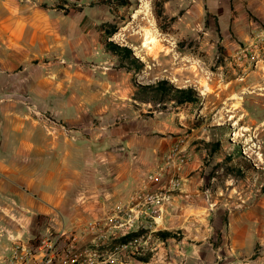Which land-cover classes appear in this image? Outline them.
I'll return each instance as SVG.
<instances>
[{
  "label": "crops",
  "instance_id": "crops-1",
  "mask_svg": "<svg viewBox=\"0 0 264 264\" xmlns=\"http://www.w3.org/2000/svg\"><path fill=\"white\" fill-rule=\"evenodd\" d=\"M45 1L0 0V260L15 242L48 232L74 231L78 246L90 244L89 222L167 184L171 167L158 183L147 177L182 138L189 161L181 185L156 217L143 219L153 234L140 242L156 252L143 261L122 253L113 264H264L263 210L253 222L247 212L221 211L200 183L204 152L192 134L164 132L159 122L138 129L102 96V83L89 87L85 69L63 64L86 42ZM223 229L225 240L214 245ZM176 230L182 237L154 235Z\"/></svg>",
  "mask_w": 264,
  "mask_h": 264
},
{
  "label": "rangeland",
  "instance_id": "rangeland-1",
  "mask_svg": "<svg viewBox=\"0 0 264 264\" xmlns=\"http://www.w3.org/2000/svg\"><path fill=\"white\" fill-rule=\"evenodd\" d=\"M45 2L66 16L72 37L86 42L63 64L85 69L89 87L102 83V96L138 129L159 122L164 132L192 134L204 152L200 183L221 211L247 212L248 222L257 207L264 213V0H130L125 8L107 0ZM146 36L153 40L145 48ZM111 45L128 48L131 57ZM162 81L167 94L149 91ZM171 87L190 89L194 101L180 103ZM215 233L218 245L228 232ZM155 252L136 247L126 254L143 261Z\"/></svg>",
  "mask_w": 264,
  "mask_h": 264
},
{
  "label": "built area",
  "instance_id": "built-area-1",
  "mask_svg": "<svg viewBox=\"0 0 264 264\" xmlns=\"http://www.w3.org/2000/svg\"><path fill=\"white\" fill-rule=\"evenodd\" d=\"M184 139L180 138L165 157V164L159 166L149 176L150 183H158L161 175L168 168L173 174L167 184L154 191H137L133 193L127 204L123 205L113 217L89 222L86 229L95 232V239L89 246H78V235L74 231L48 232L43 237L30 241L15 242L9 255L0 260V264H113L118 255L127 253L130 248L142 246V239L152 235L150 226H144L143 219L156 217L170 194L179 189L182 178L181 167L189 161V155L182 149ZM140 233L126 242L117 240L132 232Z\"/></svg>",
  "mask_w": 264,
  "mask_h": 264
},
{
  "label": "trees",
  "instance_id": "trees-1",
  "mask_svg": "<svg viewBox=\"0 0 264 264\" xmlns=\"http://www.w3.org/2000/svg\"><path fill=\"white\" fill-rule=\"evenodd\" d=\"M107 2L111 4V7H112V8H125V7H128V6L130 5V3H131L130 0H107ZM114 31H115V29L109 30V31H108V34L111 35L112 33H114ZM108 47H109V46H108ZM111 47H112V49H113V48H117V49L123 51L127 57H131V52H130V50H129L128 48L117 47V46H112V45H111ZM109 48H110V47H109ZM121 48H122V49H121ZM166 84H167V83H166L165 81H162V82L158 85V87L156 86V87H154V88H150L149 91L153 92L155 95H158V94H160L161 92H163L164 94H167L168 91L166 90V89H167ZM165 86H166V88H165ZM171 88H172V87H171ZM172 90H175L177 93L180 94V97H179V98H180V99H179V102H180V103H182V102H192V101H194V97H193L192 91H191L190 89H174V88H172ZM144 95H146V93H145ZM137 98H138V97H137ZM145 100H146V99H145ZM144 102H148V99H147V101H144ZM237 154H238V157L244 159V157L242 156L240 150L237 151ZM244 160H245V159H244ZM245 161H246V160H245ZM246 162H247V163H246V167H248V169H249V168H250V163H249V161H246ZM142 232H144V231H139V232L130 233V234H128L127 236L118 239L117 241L120 242V243H121V242H126L127 240H129V239H131V238H133V237H135V236H138V235H139L140 233H142ZM154 234L157 235L158 237H160L161 239H165V238H167V237L170 236V233L167 232V231H157V232L154 233Z\"/></svg>",
  "mask_w": 264,
  "mask_h": 264
},
{
  "label": "bare ground",
  "instance_id": "bare-ground-1",
  "mask_svg": "<svg viewBox=\"0 0 264 264\" xmlns=\"http://www.w3.org/2000/svg\"><path fill=\"white\" fill-rule=\"evenodd\" d=\"M153 38L152 37H148L146 36L144 43H143V47H147L151 42H152Z\"/></svg>",
  "mask_w": 264,
  "mask_h": 264
}]
</instances>
